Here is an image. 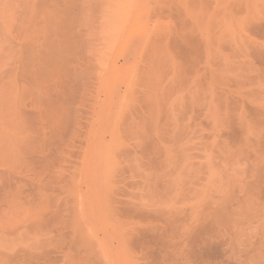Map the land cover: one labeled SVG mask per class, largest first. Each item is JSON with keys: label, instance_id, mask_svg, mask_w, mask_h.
<instances>
[{"label": "rangeland", "instance_id": "rangeland-1", "mask_svg": "<svg viewBox=\"0 0 264 264\" xmlns=\"http://www.w3.org/2000/svg\"><path fill=\"white\" fill-rule=\"evenodd\" d=\"M0 264H264V0H0Z\"/></svg>", "mask_w": 264, "mask_h": 264}, {"label": "bare ground", "instance_id": "bare-ground-1", "mask_svg": "<svg viewBox=\"0 0 264 264\" xmlns=\"http://www.w3.org/2000/svg\"><path fill=\"white\" fill-rule=\"evenodd\" d=\"M128 2H129V1H128ZM129 3H130V2H129ZM134 4H136V3H134ZM128 5H130V4H128ZM131 6H133V3H131ZM131 6H129V7H130V8H134V7H131ZM139 6H140V5H139ZM129 7H128V8H129ZM137 9H138V8H137ZM126 12H127V11H126ZM131 39H132V38H131ZM121 66H122V65H121ZM121 66H120V67H121ZM117 89H119V88H117ZM127 89H128V88H127ZM128 90H129V89H128ZM115 92H116V91H115ZM123 93H124V92H123ZM110 96H111V95H110ZM107 97H108V96H107ZM120 100H121V99H120ZM120 100H119V101H120ZM112 108H113V107H112Z\"/></svg>", "mask_w": 264, "mask_h": 264}]
</instances>
